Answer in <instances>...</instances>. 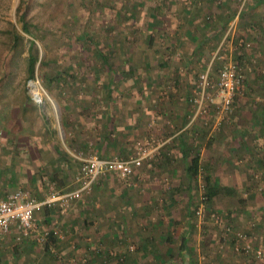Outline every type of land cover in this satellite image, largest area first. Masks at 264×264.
<instances>
[{"label": "rangeland", "instance_id": "374dc122", "mask_svg": "<svg viewBox=\"0 0 264 264\" xmlns=\"http://www.w3.org/2000/svg\"><path fill=\"white\" fill-rule=\"evenodd\" d=\"M225 1L230 4L229 15L257 3L253 11L257 10L258 18L244 24L249 18L244 14L247 18L243 25L248 30L244 36L233 32L237 26L233 20L221 23L222 14L226 13ZM24 24L28 31H24ZM255 51L262 53L257 57L260 64L253 56ZM35 52L37 61L31 78L28 57ZM229 61L238 64L244 78L232 112L222 113L215 104H209L206 117L200 113L191 121L199 74L208 69L214 83L221 64ZM184 66L188 67L187 73L180 71ZM214 90L210 88L209 92L218 101ZM188 91L190 96L185 101ZM169 100L192 106L184 129L196 136L190 156L198 157L199 167L195 178L187 171L185 175L195 205L188 218L203 229L199 234L206 241L211 239L220 259L227 257L229 250L244 256L243 245L237 244L236 250V241L225 228L243 231L251 243L253 237H261L258 231L253 232L257 228L252 232L238 228L227 215L248 212L244 201L254 207L249 209V225L255 227L257 220L264 227V154L260 153L264 148V0H0V200L17 189L38 197L50 186L68 191L75 185L83 159L93 155L119 157L111 141L108 152L102 153L97 145L102 130L112 137L111 114L118 113L120 106V120L115 116V123L123 128L128 121L126 110L137 106V102L152 105L151 109L147 107L152 115L148 118L153 117L155 124H146V130L144 126L137 128V133L132 129L135 139L131 156L139 144L149 142L155 146L164 141L154 126L156 115L166 109ZM228 131L238 133L233 147L225 141ZM165 146L152 166H145L142 172L147 170L148 174L155 163L163 160ZM38 147L41 156L36 151ZM40 157L51 165L43 174L48 177L41 192L33 193L34 189L31 191L24 183L2 184L20 165L24 169L32 166L34 160L42 162ZM52 174L56 176L53 181ZM206 175L216 185L225 187L211 200L206 197ZM106 176L130 184V179L115 174L98 178ZM98 178L90 193L81 199H73L66 208L57 203L50 207L47 223V207L37 214L38 233L53 231L54 240L48 237L38 241L37 233L20 236V231L12 227L0 241V264H97L98 260L118 257L117 249L96 241L94 217L86 221V217L77 215L87 197L97 191ZM201 205L203 217L195 215ZM213 213L220 224L208 219ZM84 223L89 229H84ZM262 239L252 243L254 249L261 245V257L252 258L264 264ZM136 249V241L127 243V253ZM211 253L207 254L205 247L196 252L207 262Z\"/></svg>", "mask_w": 264, "mask_h": 264}, {"label": "crops", "instance_id": "0c3cea01", "mask_svg": "<svg viewBox=\"0 0 264 264\" xmlns=\"http://www.w3.org/2000/svg\"><path fill=\"white\" fill-rule=\"evenodd\" d=\"M225 3L224 8L226 9V13H228L230 4L226 1ZM256 5L257 3H251L243 11L240 9L238 11L237 9L231 15L229 13L228 15L226 13L222 14L223 20L221 23L225 24L233 20V24L237 25L233 32L236 33V36H244L248 32L246 26L243 25L246 17H244V14L249 15L244 24L251 23L252 19L258 18L259 13H257V10L253 11ZM262 18L263 15H260L259 19ZM260 55H262L260 51H255L253 56H256V59H258L257 57ZM253 61H255L254 58ZM260 63L262 61L258 59V64ZM187 68L184 66L180 71L187 73ZM188 82L189 80H186V85ZM189 93L188 91V96L184 97L186 98L185 101L189 98ZM180 101L169 100V105L165 106L166 109L161 110L156 115L155 133L162 135L160 137L164 136L166 140L164 157L161 158L163 160L155 163V167L148 174L147 170L143 171L145 174L142 172V167L135 168L134 174L129 178L130 184L128 185L116 181L112 178L114 176L98 178L95 185L97 186V191L93 192L94 194L91 193L92 195L89 198L87 197L86 203L80 206L77 215L84 219L86 217V221H91L89 217L92 216L94 217L93 220H96V241L102 242L105 246L113 247L119 252L118 257L106 260L101 259L98 260L97 264H201L202 261L208 264H262L254 260L255 256L253 254L242 256L233 250L231 252L229 249L226 252L227 257L223 260L220 259L221 257L218 254L215 255V247L211 239L206 241L205 236L200 235L203 229H200L199 225H195V221H190L188 218L195 205L193 204L194 197L191 187L189 185L186 186L185 175L186 168L192 160L190 156L192 149L190 150V148H193L194 137L196 136L192 137L190 132L184 129L185 122L188 121L192 112V106L188 102L180 103ZM136 104L137 106H132L130 111L126 110L129 113L126 116L127 118L122 115L123 118L128 119L123 128L119 127L117 122L115 123V120H117L115 116H118V121L120 120L121 106L118 113L114 114L113 112L111 114V117L113 116L114 119L112 137H110L109 133H105L102 130L101 142L97 145L99 151L102 153L108 152L111 141L113 149L115 152L117 151L119 157H131L133 153L131 144L135 139L134 135H132L133 132H136L137 128L141 129L143 126L145 129L146 124L148 126L155 124L153 117L148 118L152 115L147 107L151 109L152 105L145 104V102H137ZM188 106L189 108H187ZM214 134H212L213 137ZM237 135L238 133L234 131L227 134L228 137L225 138V141H230L231 144L229 143V146L233 147V139ZM239 136H243V134ZM213 142L216 143L214 138ZM168 143L170 144L168 145ZM34 144L32 143V145ZM40 148L36 149L39 156H41L42 152ZM260 153L264 154V148L260 149ZM260 153L258 152L257 155H260ZM40 160L42 162L34 160L35 163L33 162L32 166L26 167L28 169H23V166L20 165L17 167L18 169L14 172V175L10 173V179L1 181L2 184L11 183L16 185L17 183H24L27 184V187H31V191L34 189L33 193L38 194L44 187L48 177V175L44 176L43 174L47 169L51 168V165L45 161L44 157H40ZM31 167L33 168L31 169ZM7 169L9 170V167ZM52 173H55V171H52ZM64 178L66 179L67 177ZM55 179L56 176L52 174L50 180L53 181ZM165 184L169 186L165 187ZM76 185L77 187L79 186L77 183L73 186ZM73 186L68 191L73 190ZM243 203L248 206V212L243 213L241 211L240 214L231 212L227 215L238 228H244L250 232L257 228L253 232L256 233L258 231L261 237L252 238V241H254L252 243L257 244L259 239L263 240L262 238H264L262 234L264 227L262 228L263 225L256 219L255 227L252 228L249 225V220L247 219H250L252 216L250 214L252 210L249 211V209H254V207L248 201H244ZM47 209L50 212H46V223L50 221L49 214L52 208ZM88 226L84 223L85 230L89 229ZM131 241H136L138 249L134 253H127L126 245ZM204 247L207 254L212 252L208 256V262L204 258L201 260L196 254L197 251H204ZM173 250L176 252L174 255L171 254ZM190 253H194L195 255H191ZM194 257L198 259V262L195 261ZM224 260L226 262H223ZM261 260L264 261V258Z\"/></svg>", "mask_w": 264, "mask_h": 264}, {"label": "built area", "instance_id": "2783aa9c", "mask_svg": "<svg viewBox=\"0 0 264 264\" xmlns=\"http://www.w3.org/2000/svg\"><path fill=\"white\" fill-rule=\"evenodd\" d=\"M243 86L244 78L235 61L221 64L214 83H211L209 79L208 69L199 74L197 89L192 99L195 110L190 120L193 121L200 113L206 117L209 111L207 105L209 104H215L222 113L230 114L237 94ZM210 88L215 89L214 92L218 101H214L209 92ZM165 144L166 140L158 142L155 146H151L149 142L139 144L136 154L129 158H119L117 156L104 158L93 155L83 159L75 181L79 186L70 191L61 192L50 186L46 193L40 197L33 196L23 189H17L9 193L0 200V241L9 235L12 227H16L20 231V236L37 233L38 241H46L50 231L44 230L42 233H38L36 216L40 211L46 207L55 206V203L66 208L71 200L81 199L84 194L90 193L95 180L101 175L115 174L121 179L128 180L134 174L135 168L151 167L152 162L159 158L160 149ZM203 208V205L199 206L195 210V215L203 217ZM208 219L220 224L214 213L210 214ZM225 229L227 235H231L236 241V250L239 249L237 244H241L243 245L242 250L247 255L253 254L257 258L261 257L263 252L261 245H257L254 249L253 244L250 242L251 239L247 237L246 233L233 230L230 227Z\"/></svg>", "mask_w": 264, "mask_h": 264}, {"label": "trees", "instance_id": "16d2710c", "mask_svg": "<svg viewBox=\"0 0 264 264\" xmlns=\"http://www.w3.org/2000/svg\"><path fill=\"white\" fill-rule=\"evenodd\" d=\"M23 29H24V31H28L26 24L23 25ZM17 38H18V36L15 34L14 39L17 40ZM29 49H30V51L32 50V45L29 46ZM36 61H37L36 52L30 53L29 57H28V72L30 73L29 76L31 78H33L34 67H35ZM198 162H199L198 157L195 156L192 158L190 164L186 168V171L191 178H195L196 175L198 174V167H199ZM205 183L207 186V196L206 197L208 200H211L214 196H216L217 194H220L221 191L225 189V187H221L219 185H216L214 183L213 179H211V177H209L208 175L205 176ZM232 193H233V190H232ZM49 238H50V240L55 239L53 231L49 232Z\"/></svg>", "mask_w": 264, "mask_h": 264}]
</instances>
